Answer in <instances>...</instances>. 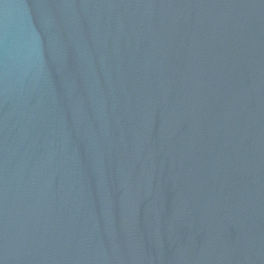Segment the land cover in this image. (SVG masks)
<instances>
[{"label": "water", "instance_id": "water-1", "mask_svg": "<svg viewBox=\"0 0 264 264\" xmlns=\"http://www.w3.org/2000/svg\"><path fill=\"white\" fill-rule=\"evenodd\" d=\"M0 264H264V0H0Z\"/></svg>", "mask_w": 264, "mask_h": 264}]
</instances>
